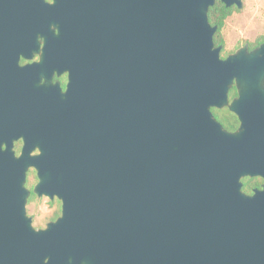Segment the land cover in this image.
Returning <instances> with one entry per match:
<instances>
[{
    "label": "water",
    "instance_id": "obj_1",
    "mask_svg": "<svg viewBox=\"0 0 264 264\" xmlns=\"http://www.w3.org/2000/svg\"><path fill=\"white\" fill-rule=\"evenodd\" d=\"M211 3L0 0V71L43 35L44 58L69 57L90 75L87 98L59 104L10 102L0 79V264H264V194L240 193L243 179L264 175V51L219 63ZM233 77L242 99L229 110L244 123L235 136L209 111L228 107ZM20 136L28 150L17 161ZM30 165L44 178L37 195L67 203L46 235L24 217Z\"/></svg>",
    "mask_w": 264,
    "mask_h": 264
},
{
    "label": "clouds",
    "instance_id": "obj_2",
    "mask_svg": "<svg viewBox=\"0 0 264 264\" xmlns=\"http://www.w3.org/2000/svg\"><path fill=\"white\" fill-rule=\"evenodd\" d=\"M42 4L54 8L58 0H41ZM206 26L210 33V51L216 56L221 64H228L242 53L251 57L258 52L264 51V0H233L231 6L225 0H212L205 12ZM50 31L59 38L61 29L56 25H50ZM38 51L33 52L31 58L19 55L17 67L25 70L43 63L47 49V38L43 35L37 36ZM57 79L62 83H54ZM40 87H47V77H41ZM72 74L70 71L53 72L51 86L58 88L61 95H68L71 90ZM242 99L239 87V78L233 77L231 86L227 91L228 107L221 109L211 107L209 109L212 117L221 126L224 133L235 136L239 134L244 123L236 111L229 108ZM234 102V104H233ZM27 141L20 136L12 141L11 153L13 159L19 161L27 152ZM9 145L0 144V153H7ZM29 158L39 159L43 156V150L34 146L28 152ZM44 178L35 165H30L23 173L22 189L26 194L23 203L24 217L28 221V227L35 235H46L53 227L58 226L67 213V203L58 192H44L37 195V187H41ZM244 187L240 190L241 195L254 199L257 194H264V175H256L255 178L248 176L243 181ZM257 190V191H254ZM43 264H52L50 257L43 260ZM68 264H72L71 258Z\"/></svg>",
    "mask_w": 264,
    "mask_h": 264
},
{
    "label": "flooded vegetation",
    "instance_id": "obj_3",
    "mask_svg": "<svg viewBox=\"0 0 264 264\" xmlns=\"http://www.w3.org/2000/svg\"><path fill=\"white\" fill-rule=\"evenodd\" d=\"M39 48L25 49L21 51H13V54L6 62L1 63L0 79L5 84L1 90L7 96L10 102H18L24 104H33L37 102L48 103H71L72 101L82 100L88 97L90 78L88 73L83 72L82 66L76 64L69 65L66 61L69 57H59L62 62L54 65L49 62L50 57L43 58V63L34 67L20 70L17 67V59L23 54L27 58H31L33 52ZM59 53H66L67 50L59 49ZM70 71L72 74L71 90L68 95H61L58 88L51 86L53 72ZM41 77H47L49 84L47 87H40L39 81ZM54 83H62L57 79Z\"/></svg>",
    "mask_w": 264,
    "mask_h": 264
},
{
    "label": "trees",
    "instance_id": "obj_4",
    "mask_svg": "<svg viewBox=\"0 0 264 264\" xmlns=\"http://www.w3.org/2000/svg\"><path fill=\"white\" fill-rule=\"evenodd\" d=\"M221 111H223L222 109H221ZM230 111V110H229ZM245 179H243V181H244ZM243 187H244V184H243ZM255 190V189H254Z\"/></svg>",
    "mask_w": 264,
    "mask_h": 264
}]
</instances>
